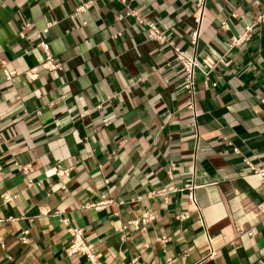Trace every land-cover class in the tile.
<instances>
[{"label": "crops", "instance_id": "0c3cea01", "mask_svg": "<svg viewBox=\"0 0 264 264\" xmlns=\"http://www.w3.org/2000/svg\"><path fill=\"white\" fill-rule=\"evenodd\" d=\"M84 1L0 0V264H89L66 254L64 218L100 264H264V178L246 163L264 166V0H208L195 46V0L72 16ZM148 22L195 56L194 111Z\"/></svg>", "mask_w": 264, "mask_h": 264}, {"label": "built area", "instance_id": "2783aa9c", "mask_svg": "<svg viewBox=\"0 0 264 264\" xmlns=\"http://www.w3.org/2000/svg\"><path fill=\"white\" fill-rule=\"evenodd\" d=\"M98 0H86L84 2H82L81 4H78L75 9L74 12L72 13V16H76L79 15V13H82L84 11H86L87 9H89L90 7H92L93 5H95V3ZM208 0H195V17H194V21L196 24V28L192 31L191 33V40L190 43L195 46L197 43V39H198V31H199V26H200V22H201V18L205 9V5L206 2ZM124 15H130L135 17V20L139 23L142 24L144 21L141 17L138 16L137 12L134 10H129L126 13H124ZM234 16V14H232ZM123 17V15H118V19H121ZM255 22H264V10L261 11L255 18ZM51 23L47 24V27L50 25ZM85 25V22L81 23V26ZM46 27V28H47ZM222 28H226L227 24L225 22H223L221 24ZM46 28L44 30H46ZM251 30V26H247L245 28V32L243 35H240L238 37H232L230 39V47L235 46V45H239V43L241 42V40L245 37L246 33L249 32ZM19 35L21 36V32L19 33ZM146 38H148V40H154L159 44H167L169 47H171L173 54H174V58L175 60H177L182 69H183V83H182V87L183 89L186 91L187 97H188V103H187V108L192 109L193 111L194 109V82H195V78H194V73H195V69L199 68V65L195 59L194 55H186L185 52L183 51V49H181L180 47L176 46L173 42V40L168 37L166 34L162 33L160 31V29L151 22H148L146 24ZM37 47L40 48V50L43 51L44 53V60L42 61V63L40 64V66L44 69H47L48 71H54V70H59L60 69V64L55 63L54 62V58H53V54H51L50 49H49V45L46 41L41 40V38L38 40ZM220 62L227 64V62H223V60H219ZM37 70L36 69H30L29 71H27V75L31 78L34 79L37 77ZM4 74L6 79L11 80L12 77L14 76V72L13 71H7L4 70ZM236 150V149H235ZM246 163L248 164L249 168L251 169V171L262 177V179L264 178V166L262 167H255L253 165H251L248 161H246ZM22 171L24 173H27L26 169H22ZM66 172V171H63ZM194 188L195 186L193 184H186L185 185V189H187V197L188 199L195 204V197H194ZM16 197V195H12L9 193H4L2 195V200L4 202H9L12 199H14ZM103 204H97L96 206L99 207ZM264 208V205H261ZM42 214H47L49 212V209H45V210H41L40 211ZM154 216L150 215L148 213H144L141 217V221L143 223L151 220ZM62 223L64 225H66L68 227V232L70 234V243L69 245L66 247L65 252L67 255H72V254H81L84 255L86 257V259H88L87 261L89 262V264H100L97 261V257L96 255L93 253L92 248H91V244L89 245L88 243H86V241L83 238V229L79 228V227H73L70 226V221L67 218L62 219ZM251 234V233H249ZM21 241H24L25 239L23 237H21L20 239ZM162 241H164V239H161ZM214 252L210 251L208 253V257H213Z\"/></svg>", "mask_w": 264, "mask_h": 264}]
</instances>
